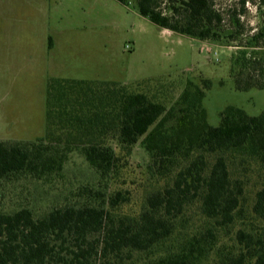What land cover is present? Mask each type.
<instances>
[{
  "label": "trees",
  "instance_id": "1",
  "mask_svg": "<svg viewBox=\"0 0 264 264\" xmlns=\"http://www.w3.org/2000/svg\"><path fill=\"white\" fill-rule=\"evenodd\" d=\"M133 1L159 28L234 43L235 88L264 87V0L250 34L246 0ZM209 86L48 77L44 135L0 139V196L23 197L0 207V264H264V110L210 125Z\"/></svg>",
  "mask_w": 264,
  "mask_h": 264
},
{
  "label": "rangeland",
  "instance_id": "2",
  "mask_svg": "<svg viewBox=\"0 0 264 264\" xmlns=\"http://www.w3.org/2000/svg\"><path fill=\"white\" fill-rule=\"evenodd\" d=\"M235 1L215 0V7L225 12ZM258 3H244L246 34L261 24ZM240 50L159 28L133 0H0V139L44 135L50 76L124 84L163 77L179 87L186 79L206 78L208 124L217 125L226 106L257 115L264 110V87L238 90L231 74ZM247 51L252 56L255 50ZM21 197L1 195L0 207L13 208Z\"/></svg>",
  "mask_w": 264,
  "mask_h": 264
}]
</instances>
